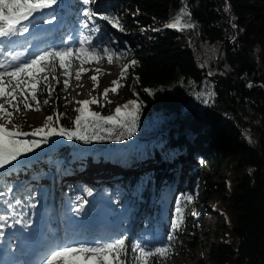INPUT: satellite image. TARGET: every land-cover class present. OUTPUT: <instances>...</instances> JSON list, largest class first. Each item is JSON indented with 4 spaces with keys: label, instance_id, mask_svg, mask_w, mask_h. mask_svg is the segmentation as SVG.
I'll return each instance as SVG.
<instances>
[{
    "label": "trees",
    "instance_id": "16d2710c",
    "mask_svg": "<svg viewBox=\"0 0 264 264\" xmlns=\"http://www.w3.org/2000/svg\"><path fill=\"white\" fill-rule=\"evenodd\" d=\"M59 5L62 8L57 9L56 17L61 29L55 34L56 44L76 33L80 21L85 19L82 0H70V3L58 0L54 7ZM88 7L93 10L92 3ZM67 8L70 10L65 12ZM182 9L190 13L183 16L182 23L191 26L147 31L173 22ZM95 12L117 18L124 33L147 36L138 38L137 48L129 55L125 74L130 86L124 103L136 101L139 110L134 130L141 131V126L146 125V140L131 142L109 157L127 162L137 170L143 162L150 163L145 173L126 178L127 187L138 194L137 197L125 195L122 202L116 201L121 208L114 216L119 219L115 218L116 221H121L122 210L136 206L135 216L139 218L144 212L145 218L138 226L150 235L146 240V236L139 237L141 234L135 232L134 244L125 240L128 252L122 259H126V264H135L134 256L138 258L139 253L134 254L131 248L136 243L153 249L164 243L171 245L166 259L146 258L148 264H170L178 254L195 253L202 243L198 239L202 216L195 215L198 194L193 191V183L196 178L204 187L203 199L217 200L213 211L223 220L219 243L210 246L211 264H264V0H108ZM102 45L97 51H110L113 61L111 42L103 41ZM102 55L104 58L99 61L110 65L109 53L102 52ZM132 61L137 63L133 65ZM77 63L69 69L67 79L78 70ZM88 65L85 63L83 67ZM187 79L193 84H185ZM49 81L54 89L51 74ZM207 88L213 93L211 104L202 109L193 108L197 97ZM53 96L52 93L49 97L44 85H40L37 92L40 110L46 107L43 101ZM30 102L35 108V102ZM101 108L105 110L103 104ZM26 110L21 106V112ZM161 118L167 119V128L155 131ZM54 122L57 130L64 127L71 131L74 126L67 119ZM54 137L68 140L66 136ZM162 140L163 146L159 148ZM191 154L196 160L208 162H199L197 170L200 168L203 174L183 180L186 186L182 191L176 192V187L175 192L166 191V197L171 202L176 198L177 208L182 209L180 226L173 230L177 214L171 223L170 210H162V206L155 210L153 202L159 183L166 178L167 168L171 165L180 169L184 158ZM102 155L104 151L83 154L64 147L48 159L61 173L70 160L88 157L99 161ZM30 165L34 166L35 162ZM206 168H212L211 175ZM221 174H225V185L214 182ZM173 177L178 184L180 175ZM39 189L37 186L25 189L17 183L10 194L0 185L1 234H5L14 219L21 223L23 230H32L41 207ZM81 192L70 185L64 189L77 208V212H72L76 217L84 214L88 205L85 198L88 191L82 195ZM185 195L192 199H182ZM60 203H64L63 199ZM168 235L174 239L167 241Z\"/></svg>",
    "mask_w": 264,
    "mask_h": 264
},
{
    "label": "rangeland",
    "instance_id": "374dc122",
    "mask_svg": "<svg viewBox=\"0 0 264 264\" xmlns=\"http://www.w3.org/2000/svg\"><path fill=\"white\" fill-rule=\"evenodd\" d=\"M67 2L70 3V0H67ZM107 3L108 0H94L92 3L93 11L102 8V6ZM61 8L62 5H59V7L53 6L51 9H44L43 12L36 13V18H30L31 24L29 25V31L27 33L13 37L11 42L5 40L2 46L5 48V51L11 53V55L0 54V62L4 63L6 66H15L19 63L29 61L35 55L45 50H50L51 48H64L69 46L79 47V40L85 37L90 39L91 46L96 49L103 46V41H109L114 47V59L112 63L110 65L101 63L100 61L96 63L95 59H93L92 62L84 68L85 71L80 73V81L86 82L89 98L91 99L94 97L98 100V103L88 106L90 111L99 113L103 117L115 115V109L118 106L124 105L128 100L130 82L126 74L121 78V73L126 65L128 67L129 55L137 48L139 43L138 38H147V36L140 35L137 37L138 33H124L120 25L114 27L107 21L100 20L99 17H95L94 19L99 25L100 31L93 32L91 31V24L88 29L83 28V21L86 19V17L83 16L85 19L80 21L76 28L77 32H72L68 38H64L63 41H59V43L56 44L55 34L61 29V23L57 21L56 15L57 9ZM69 10L70 8H67L65 12ZM53 17L54 19H52ZM49 19H52V23L46 22ZM24 23L27 24L28 21H24ZM150 29V31L156 32V28ZM86 46L87 44L85 47ZM105 53H109V56H112L110 51H106ZM97 69H99V72L94 75L97 77L98 86H94V81L91 79L92 75L87 76V74ZM0 71H3V69H0ZM75 73L76 71L70 76L69 87L65 90L63 87V80L66 77L63 75L62 69L59 67L56 68L55 75L59 77L61 83L55 82V87L52 92L54 96L48 99L49 103L45 104L46 107L44 110L36 111L35 108H33L32 110L20 112L15 116L14 122L20 124L23 132L31 133L35 128L43 126L48 116L53 117L51 126L56 128L54 121H57V114H60L59 121L61 119H67L74 125L75 119L80 116L77 109L81 107V105H79L77 101H82L81 99L79 100V90L81 87L77 86L81 85V82L77 83L79 80L76 79ZM6 79L8 78L5 77V81ZM117 80L121 86L117 87L115 92L109 91L107 98H105L103 95L104 90L113 88L114 85L112 82ZM184 83L189 85L193 84L190 79H187ZM85 94L86 92L83 93V95ZM85 97H83V100L87 99V97ZM212 99L213 93L207 88L197 97L193 103V108H205L211 104ZM109 101L111 102L109 103ZM101 104H103L104 111H101ZM166 120L167 119L161 118L159 123L155 126V131L167 128ZM99 123V127H89L87 134L91 136L95 133L96 136L102 138L85 141L74 137L72 140L68 139L65 142L63 139L50 136L47 138L46 143H41L40 147L22 155L17 161L8 165L5 169H0V185L3 190L8 189L9 193L13 194V189L16 187L17 183H20V186L25 189L37 186L40 188L38 197L41 201V207L36 212V222L31 231L23 230L21 223L17 219H14L9 228L4 232L5 234L0 233V251L6 252L0 253V259L4 258L2 264H6V261L10 264L11 262H14L13 264H25L20 261L21 256L17 253L23 245H11V243L14 242L9 239H11V235L14 236L15 232H18L22 237L29 235L35 237L39 234L42 226H46L49 229L50 235L52 236L49 237L50 240H53L55 236H57V239L54 241L44 240L47 245H53L52 252L62 246H74V244L91 243L93 241L103 243L117 238H124L125 240H129L130 244H134L137 241V236H133L135 232L141 234L139 237L144 235L146 236V240L149 238L148 235L150 234L142 232L141 227L138 226V223L142 222L145 218L142 216L144 212L141 213L139 218L135 216L134 213L138 211L136 206H127L122 210L123 218L121 219V223H123L124 227L120 230L118 226H112L111 224V226H107V219H104L115 216L117 211L121 208L117 206L116 201L122 202V198L125 195L137 197L138 191L127 187L125 180L128 177L131 178L132 176L145 173V170L150 164L143 162L142 168L140 167L137 170L136 167L125 164L127 162L111 160L109 155L117 149L127 147V144L131 142L138 143L145 141L147 127L146 125H142L141 131L133 130L129 133L126 129L118 127L114 123H104L103 121ZM9 127H11V125H9ZM74 128L75 125L72 130H74ZM109 129L111 132L108 131ZM20 138L29 140L41 139L39 136L33 137L31 135ZM162 146L163 140L158 147L162 148ZM64 147H70L72 150L83 154H94L104 151L105 155H102L99 161H93L88 157L79 158L75 161L70 160L66 163L65 169L60 173L56 171L55 165L49 161L48 157L55 156V154ZM180 159L181 158H178V160ZM31 161L35 162L34 166L30 165V163H32ZM199 162L201 164H207L208 161L203 159L196 160L194 155L191 154L188 158H184V162L181 163L184 166L180 169H174L175 167H170V165L166 170V178L162 179L157 187L158 193L153 202V207H155V210H157L159 206H162V210H170V222L173 221V216L177 214L176 198L171 202L166 197L165 193L166 191L171 193L175 192V187L176 192L182 191L184 186H186L183 180L203 174V171L200 172V168L197 170L198 165H200ZM84 168H87L88 174H81ZM205 171L209 172L211 175L213 170L212 168H206ZM174 174L175 176L178 174V177L180 175L178 184H175L176 177L171 178ZM224 176L225 174L216 176L214 182L225 185ZM108 177L110 180L104 179ZM80 183L83 184L82 187L77 186V184ZM69 185L70 187L75 186L77 191H82L81 195L85 194V191H88L85 196L88 201V205L84 210L85 215L82 213V215L78 216L76 218L79 220L78 222L70 217L72 212H77V208L64 193L65 187ZM194 190H196L198 194V200L196 202L198 208L195 211V215L201 214L202 216V224L198 228V239L202 243L197 247L194 254H178L173 257L170 264H199L200 261L205 264H211L209 260L210 246L219 243V235L222 233L221 228L223 226V220L220 214L213 211V206L216 204L217 200L209 201L203 199L204 187L202 182L196 178L193 183V191ZM61 199L64 201L63 204L60 203ZM90 213H94L95 215L92 218L95 221V226H89L88 219L89 217L91 218ZM100 218L104 220L97 221L98 219L100 220ZM115 218H112V220L116 221L118 219ZM113 229H117L118 231L113 232ZM20 236H15L14 240L22 241ZM139 237L137 239H139ZM67 242L69 243L68 245H66ZM203 243H206V245ZM27 253L23 255L27 256ZM15 254L16 256H12ZM41 256L43 258L41 257L42 261L39 264H44L43 262H45L47 258L43 253H41ZM11 257H13L14 261L11 260ZM29 260L28 258V262ZM54 264H62V261L58 260L54 262Z\"/></svg>",
    "mask_w": 264,
    "mask_h": 264
},
{
    "label": "snow or ice",
    "instance_id": "6c2138e0",
    "mask_svg": "<svg viewBox=\"0 0 264 264\" xmlns=\"http://www.w3.org/2000/svg\"><path fill=\"white\" fill-rule=\"evenodd\" d=\"M58 0H0V54L11 55L6 52L2 46L4 41H12L13 37L23 35L29 31L31 24L30 18H36V13L43 12L44 9H51L56 5ZM85 5L83 9V16L86 19L83 21V28L88 29L91 24V31L99 32L100 27L96 23L95 17L100 20L107 21L114 27L119 26L117 18L95 12L91 7H88L94 0H82ZM185 15H190L185 9H182L180 15L168 25V27H188L191 25H184L182 18ZM54 19V17L52 18ZM52 19L46 22L52 23ZM24 21H28L27 24ZM122 30V29H121ZM88 47H85V45ZM100 52L90 44V39L85 37L79 40V47H64V48H51L35 55L31 60L19 63L15 66L8 65L0 62V169H5L8 165L17 161L19 157L26 153L32 152L35 148L40 147L41 143H46L47 138L50 136H66L67 139L72 140L74 137L80 140H90L98 137L93 133L91 136L87 134L89 127H99L100 121L104 123H114L116 126L126 129L129 133L134 130L135 122L137 120L138 106L136 101H129L127 104L118 106L115 109V115L107 117L101 116L99 113L92 112L88 109L90 104L98 103L96 98L77 101L81 107L77 109L80 113L75 121L74 130L69 131L64 127H52L53 117H46V123L35 128L31 133H25L21 130V126L14 122L15 116L23 109L32 110L34 101L36 106L35 110L40 111L37 100V92L40 91V85L43 84L45 90L50 97L53 92L51 82L49 81V74L56 83H61L58 76L55 75L56 68L59 67L63 70V75L69 77V69L76 64L77 71L75 73L76 79L80 80L82 71H85L84 64L92 62L95 59L99 63L103 59L102 52ZM108 62H112V57H108ZM133 65L137 62L132 61ZM99 72V69L96 70ZM127 71V65L121 73V78L124 77ZM7 77V82L5 81ZM94 81V86H98L97 77H91ZM114 87L104 90V97L107 98L109 91H116L120 87L119 81L112 82ZM82 87V85H77ZM63 87L66 90L69 87V79L63 80ZM148 91V90H146ZM111 101H109L110 103ZM48 104V99L43 101ZM7 105V107H6ZM131 106L132 110H129ZM123 109V115H121ZM60 114H57L56 120L59 121ZM11 125V127H9ZM111 132V130H108ZM41 137V139H21L23 136ZM182 199L191 200L190 195H185ZM84 203H87L86 201ZM82 207V205H81ZM177 221L172 224V229L175 230L180 226V213L181 208H177ZM174 237L168 235L166 240L171 241ZM131 251L139 253V257L134 256L135 264H148L146 258L160 257L165 258L171 252V245L164 243L161 246L148 248L142 246L141 243H136L132 246ZM128 249L125 244L124 238H117L108 242L100 243L93 241L91 243H79L75 246L68 245L59 247L54 250L46 259L44 264H54L56 261H62V264H126V259L122 257L127 256Z\"/></svg>",
    "mask_w": 264,
    "mask_h": 264
},
{
    "label": "bare ground",
    "instance_id": "6f19581e",
    "mask_svg": "<svg viewBox=\"0 0 264 264\" xmlns=\"http://www.w3.org/2000/svg\"><path fill=\"white\" fill-rule=\"evenodd\" d=\"M161 26H163V27H159V28H156L155 30H156V32L157 31H159V30H161L162 28H165V27H168V24H166V25H161ZM170 28H172V27H170ZM178 28V27H177ZM150 29V28H149ZM149 29H147V31H150ZM146 32V31H145ZM101 71V70H100ZM102 72V71H101ZM100 72V73H101ZM95 73H97V71L96 70H92V71H90V72H88V74H87V76H89V75H92V76H94V74ZM99 74V73H98ZM102 74V73H101ZM86 76V77H87ZM78 82H81V85H82V87L80 88V90H79V100L81 99V100H83V97H87V99H90L89 98V95H88V86L86 85V82L84 83V81H77V83ZM84 92H86V94L85 95H83V93ZM90 92V91H89ZM85 97V98H86ZM91 97V96H90ZM84 100H86V99H84ZM77 167V166H76ZM77 168H79V167H77ZM84 173H87V168H84V170L83 171H81V174H84ZM88 174V173H87ZM98 175H100V174H98ZM104 179H108V180H110V178L108 177V178H104ZM102 181V180H101ZM99 204V203H98ZM99 205H101V204H99ZM101 209L103 210V208L101 207ZM72 216H74V214H72L70 217L72 218V219H74L75 221H79V220H77L76 218V216H74V217H72ZM95 216V215H94ZM93 218V216H91V218L89 217V226H95L94 224V220L92 219ZM112 218H113V216H110V217H107V218H104V219H107L106 220V224H108L107 226H118L119 228V230L121 229V228H123L124 226H123V223H121V221H113L112 220ZM103 218H100V220L98 219L97 221H101V220H104ZM111 224V225H110ZM88 227V226H87ZM112 228H114V227H112ZM114 231L113 232H116V231H118L117 229H113ZM94 233V232H93ZM95 234V233H94ZM108 234H111V233H108ZM20 236V234L18 233V232H15L14 233V236H12L11 235V239H9V240H13V242L14 243H11V245H16L17 246V244H22L23 246L22 247H20V251L19 252H17L18 254H20L19 256H21V258L23 257V250H25L26 249V251L28 252L27 254H28V256H27V258L25 259L26 260V263L25 264H27V263H29V264H35V263H37V264H39V263H41V261H42V259H41V253H43L44 254V256L46 257V258H48V256L52 253V250H53V245H47V243L46 242H44V240L45 239H47L48 241H54V240H56L57 239V236H55V238L53 239V240H50L49 239V237H52L51 235H50V232H49V229L46 227V226H42L41 227V230H40V232H39V234L38 235H36L35 237L34 236H26V237H22V236H20L21 238H22V241H20V240H14V238H15V236ZM97 235V234H96ZM10 242H12V241H10ZM69 243L67 242V244L66 245H68ZM79 244V243H78ZM75 245H77V244H74V246ZM0 253H6L5 251H0ZM12 256H16V254L15 255H12ZM24 257H26V256H24ZM28 258L30 259L29 260V262H28ZM43 258V257H42ZM11 260L12 261H14V259H13V257H11ZM40 260V261H39ZM3 261H4V258H1L0 259V264H2L3 263ZM21 261V260H20ZM14 262H11V264H13ZM44 263V262H43ZM6 264H10L8 261H6Z\"/></svg>",
    "mask_w": 264,
    "mask_h": 264
}]
</instances>
